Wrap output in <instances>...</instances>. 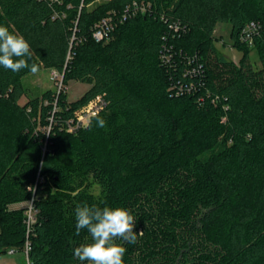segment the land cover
Here are the masks:
<instances>
[{
	"label": "trees",
	"instance_id": "trees-1",
	"mask_svg": "<svg viewBox=\"0 0 264 264\" xmlns=\"http://www.w3.org/2000/svg\"><path fill=\"white\" fill-rule=\"evenodd\" d=\"M134 1L147 10L97 41L95 25ZM251 20L253 45L240 39ZM224 21L238 62L217 53ZM0 25L29 42L30 64L91 85L23 100L30 71L0 66V254L30 238L33 264H87L73 255L90 236L75 230L87 202L136 217L124 264H264V0H0ZM26 201L29 236L25 208H9Z\"/></svg>",
	"mask_w": 264,
	"mask_h": 264
},
{
	"label": "clouds",
	"instance_id": "clouds-1",
	"mask_svg": "<svg viewBox=\"0 0 264 264\" xmlns=\"http://www.w3.org/2000/svg\"><path fill=\"white\" fill-rule=\"evenodd\" d=\"M33 53L29 42L19 32L0 25V66L13 73L27 69L32 74L39 72V65L29 63ZM98 127H105L106 121L99 115L95 117ZM91 123L89 124V128ZM75 230H87L90 241L73 249V255L87 264H124L127 248L124 243L135 244L138 234L135 231L137 219L130 209L124 207H98L87 202L75 207ZM123 241L124 243H120ZM27 264H32L28 260Z\"/></svg>",
	"mask_w": 264,
	"mask_h": 264
},
{
	"label": "rangeland",
	"instance_id": "rangeland-1",
	"mask_svg": "<svg viewBox=\"0 0 264 264\" xmlns=\"http://www.w3.org/2000/svg\"><path fill=\"white\" fill-rule=\"evenodd\" d=\"M231 24L230 22H218L214 31L216 36V50L219 55H224L228 59L238 62L243 52L233 45L234 41L230 35ZM214 53L211 57H214ZM251 58L256 62V66H260V59L258 51L256 48H252ZM199 60V58H196ZM215 61V60H213ZM212 61V62H213ZM216 62V61H215ZM223 67H218V69H223ZM52 68H42L38 73L32 74L31 72L23 77V84L27 89L26 95L23 100H27L33 96H40L42 93L48 89H53L56 92H63L67 95L68 100H75L81 97L89 88L90 84L88 82H83L77 79H71L68 83L63 82L62 74ZM73 128V127H72ZM43 130L49 129V126L42 127ZM94 193H99L100 186L95 181L92 187ZM29 204V201L23 203H12L10 204V209L25 208ZM90 241V236L85 239V242ZM122 243L123 241H119ZM12 248V247H10ZM7 249L6 253L0 254V264H27V252L26 244L22 248L14 247V251H9Z\"/></svg>",
	"mask_w": 264,
	"mask_h": 264
},
{
	"label": "built area",
	"instance_id": "built-area-1",
	"mask_svg": "<svg viewBox=\"0 0 264 264\" xmlns=\"http://www.w3.org/2000/svg\"><path fill=\"white\" fill-rule=\"evenodd\" d=\"M149 3L144 1H134L132 4L127 5L121 12H112L109 15L102 18L93 30V36L97 41H107L111 38L112 32L118 23L126 20V18L131 14H136L138 12H145L147 10ZM259 22L256 20L249 21L243 31L240 34V39L247 42L250 45L254 43V36L258 32ZM57 73V70L55 71ZM104 106L102 98L99 96L96 99L90 101L89 103L83 105L81 108L75 111V120L77 125H86L91 116L96 114ZM72 129V127H71ZM25 223L27 227V236L32 232L33 225L36 222L37 208L34 206L32 201L25 207ZM26 252H27V262L31 260L29 257V252L31 250V240L27 238L26 242ZM14 247L10 248L9 251L13 252ZM33 264V263H32Z\"/></svg>",
	"mask_w": 264,
	"mask_h": 264
}]
</instances>
